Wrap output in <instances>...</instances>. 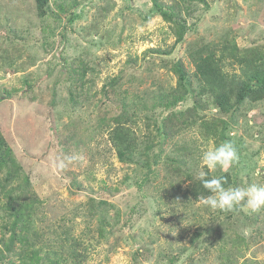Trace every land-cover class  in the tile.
I'll use <instances>...</instances> for the list:
<instances>
[{
  "label": "rangeland",
  "instance_id": "rangeland-1",
  "mask_svg": "<svg viewBox=\"0 0 264 264\" xmlns=\"http://www.w3.org/2000/svg\"><path fill=\"white\" fill-rule=\"evenodd\" d=\"M205 55L246 79L264 0H0V264H64L72 244L83 264H264V208L186 197L201 170L264 184V97L220 113ZM229 140L238 163L203 167ZM62 153L79 158L58 170Z\"/></svg>",
  "mask_w": 264,
  "mask_h": 264
},
{
  "label": "trees",
  "instance_id": "trees-1",
  "mask_svg": "<svg viewBox=\"0 0 264 264\" xmlns=\"http://www.w3.org/2000/svg\"><path fill=\"white\" fill-rule=\"evenodd\" d=\"M36 3L41 6V4L46 3V0H36ZM198 61L195 69L201 81V86L205 89L204 91L212 96L213 103L220 113L231 115L233 112L232 108L240 105L245 99L264 97V57H257L255 60L245 58L237 62L244 69L246 79L227 74L211 55L200 56ZM249 69H253L251 74H248ZM177 72L179 73V79L183 80L185 78L183 70L178 68ZM120 125L123 124L119 121L117 126L111 130L110 141L112 146L121 152L122 147L125 149L132 142L133 131ZM2 142L3 140L1 139L0 144ZM225 175L227 176V174ZM206 178L211 177L208 176ZM226 180L225 188L231 185L229 180ZM208 195L210 193L202 186L199 178L188 185V193L186 195L188 200L193 202L200 201L201 196L206 197ZM73 245L75 244L70 245V250L67 251L65 256L67 259H62V263L83 264L85 262L83 256L78 253V250ZM68 258H71L72 262H68ZM55 264H60V262H55Z\"/></svg>",
  "mask_w": 264,
  "mask_h": 264
},
{
  "label": "clouds",
  "instance_id": "clouds-1",
  "mask_svg": "<svg viewBox=\"0 0 264 264\" xmlns=\"http://www.w3.org/2000/svg\"><path fill=\"white\" fill-rule=\"evenodd\" d=\"M79 157L75 154L62 153L55 158V167L64 170L72 165ZM239 161L238 149L234 141H223L217 144L210 142L201 155V164L211 172L222 169L227 172ZM259 175V173H256ZM208 177V172L203 170L199 173L202 186L208 190L210 195L201 196L200 203L212 210L222 212H233L238 210H249L258 212L264 208V184H250L225 188L227 180L224 176Z\"/></svg>",
  "mask_w": 264,
  "mask_h": 264
}]
</instances>
